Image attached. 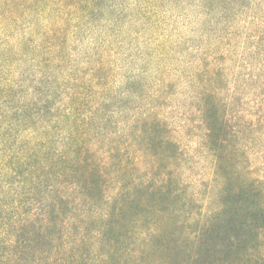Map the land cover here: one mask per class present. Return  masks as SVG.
Masks as SVG:
<instances>
[{
  "label": "trees",
  "instance_id": "16d2710c",
  "mask_svg": "<svg viewBox=\"0 0 264 264\" xmlns=\"http://www.w3.org/2000/svg\"><path fill=\"white\" fill-rule=\"evenodd\" d=\"M0 264H264V0H0Z\"/></svg>",
  "mask_w": 264,
  "mask_h": 264
},
{
  "label": "rangeland",
  "instance_id": "374dc122",
  "mask_svg": "<svg viewBox=\"0 0 264 264\" xmlns=\"http://www.w3.org/2000/svg\"><path fill=\"white\" fill-rule=\"evenodd\" d=\"M259 175H262V174H259Z\"/></svg>",
  "mask_w": 264,
  "mask_h": 264
}]
</instances>
